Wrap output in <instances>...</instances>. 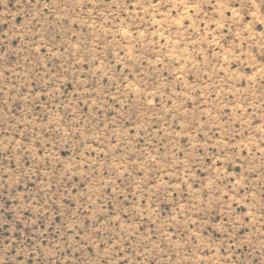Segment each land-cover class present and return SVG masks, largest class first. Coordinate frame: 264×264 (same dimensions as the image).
Listing matches in <instances>:
<instances>
[{
	"label": "rangeland",
	"instance_id": "rangeland-1",
	"mask_svg": "<svg viewBox=\"0 0 264 264\" xmlns=\"http://www.w3.org/2000/svg\"><path fill=\"white\" fill-rule=\"evenodd\" d=\"M3 264H264V0H0Z\"/></svg>",
	"mask_w": 264,
	"mask_h": 264
},
{
	"label": "clouds",
	"instance_id": "clouds-1",
	"mask_svg": "<svg viewBox=\"0 0 264 264\" xmlns=\"http://www.w3.org/2000/svg\"><path fill=\"white\" fill-rule=\"evenodd\" d=\"M0 264H3V261L2 260H0Z\"/></svg>",
	"mask_w": 264,
	"mask_h": 264
}]
</instances>
